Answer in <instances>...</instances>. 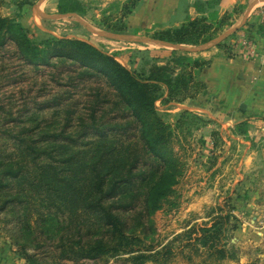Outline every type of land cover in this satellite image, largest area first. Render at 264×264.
<instances>
[{
  "label": "trees",
  "instance_id": "trees-1",
  "mask_svg": "<svg viewBox=\"0 0 264 264\" xmlns=\"http://www.w3.org/2000/svg\"><path fill=\"white\" fill-rule=\"evenodd\" d=\"M75 4L58 0L57 13L81 16ZM215 26L205 18L193 19L154 39L197 46L215 37ZM250 28L245 22L231 37ZM222 43L217 48L224 49ZM8 44L22 64L35 70L43 67L60 75L59 68L67 67L71 87L102 84L93 89L88 114L77 115L73 129L74 109L63 111L59 128L33 112L28 118L0 121V222L11 224L22 258L29 264H107L113 258L125 264H166L169 247L156 249L146 241L148 223L172 193L181 165L172 146L174 130L155 104L193 98L202 84L193 80L192 70L207 62L184 58L176 75L166 65L152 66L142 75L121 65L116 54L79 39L35 43L24 26L0 16V49ZM60 105L55 99L36 111ZM186 115L183 111L180 119ZM245 127L240 123L234 131L244 136ZM228 218L215 216L198 239L220 256L218 233Z\"/></svg>",
  "mask_w": 264,
  "mask_h": 264
},
{
  "label": "rangeland",
  "instance_id": "rangeland-1",
  "mask_svg": "<svg viewBox=\"0 0 264 264\" xmlns=\"http://www.w3.org/2000/svg\"><path fill=\"white\" fill-rule=\"evenodd\" d=\"M43 1L38 6L39 0H0V16L24 26L35 43L44 38L79 39L102 48L108 54H116V60L121 65L142 75H146L155 65H166L171 74L176 75L182 71L184 58L207 62L202 68L192 70L193 80L202 84L194 90L193 98L179 103L162 104L157 101L155 104L159 114L174 130L172 146L180 161L181 176L172 193L162 201L160 209L149 218L146 241L156 249L169 247L166 264L259 263L257 255L264 251V237L259 242L260 236L254 232H264V220L251 221L253 213H243L245 199L253 196L257 190L245 188L244 185L236 186L231 192L219 188V183L215 182L218 169L212 170V167L217 159L216 151L222 145L219 123L231 120V133L239 135L234 128L245 122L243 130L247 137L251 127H254L252 124L258 122L259 127L255 130L264 136V109L260 104H230L228 107L221 99L212 96L213 89L200 76L211 63V59L203 58L202 54L217 48V44L222 42L225 48L217 49L226 58L240 57L259 66L264 64V51L260 53L255 45V38L264 37V8L257 10V14L247 20L251 27L249 30H241L233 37L232 33L227 34L221 40L218 39L231 30L226 28L229 18L237 15L244 5H236L231 12H225L218 19L212 15L213 11L206 16L201 15L194 19L205 18L208 23L217 25L213 27L216 28L215 37L206 44H177L172 47L160 45L154 39L164 30L177 28H163L159 12L165 0H134L132 7L129 6L131 0H73L76 2L73 7L82 11L81 16L76 13L58 14V0ZM149 4L151 7H148ZM197 5L212 7L214 2H197ZM42 17L46 21H42ZM189 20L193 19H186L182 24ZM13 51L9 44L0 49V107L3 108L0 110V121L10 116L28 118L33 112L36 119L55 122V128H59L65 120L63 111L74 109L76 114L69 129L76 127V116L88 114L93 89L102 87V84L80 82L76 87H71L65 74L67 67L59 68L60 75L57 70L48 68L35 70L30 65L22 64ZM55 99L62 105L36 111L39 104H52ZM183 111L188 115L180 119ZM261 139L260 148L264 149V137ZM199 197L205 201L198 204L191 202ZM225 214L229 216L228 221L223 223L218 233L217 249L223 251L220 256L203 247L198 239L202 236L201 230L212 226L215 216ZM243 229L245 235H241ZM13 238L11 224L0 222V249L4 247L13 263L29 264L14 245ZM255 241H258V245ZM28 253L32 254L33 251L29 250ZM82 264L100 263L86 261ZM107 264L125 263L113 258Z\"/></svg>",
  "mask_w": 264,
  "mask_h": 264
},
{
  "label": "crops",
  "instance_id": "crops-1",
  "mask_svg": "<svg viewBox=\"0 0 264 264\" xmlns=\"http://www.w3.org/2000/svg\"><path fill=\"white\" fill-rule=\"evenodd\" d=\"M210 1L212 0H165L159 12V15H162L163 28L178 27L186 19L206 16L211 11L214 12L212 15L218 19L225 12H231L236 5H244L237 15L233 14L229 18V25L226 27L236 29L257 14V10L264 8V0H213L212 7L197 5V2L207 4ZM43 2L39 0L38 6ZM148 7H151L150 4ZM41 20L46 21V18L42 17ZM255 45L260 53L263 52L264 37L255 38ZM202 57L211 59V63L202 71L200 79L213 89L214 98L221 99L223 104H228V107L230 104H260V107L264 109V64L259 66L256 62L240 57L226 58L216 47L202 54ZM257 123L252 124L254 127H251L247 137L231 133L233 127L231 120L223 124L219 123L222 145L216 151L217 159L212 167V170L218 169L215 182L219 183V188L231 192L236 186L244 185L245 188L257 190L253 196L245 199L243 205V213H253L251 221L264 220V149L260 148V142L263 141L261 138L264 136L255 130L259 127ZM203 201L205 199L199 197L191 202L198 204ZM243 230L241 235H245V229ZM254 233L257 236L259 234L260 239L257 240L262 241L264 232ZM258 241H255L256 245ZM257 258L259 259L257 264H264V251L258 254ZM0 264H16L11 261L4 247L0 249Z\"/></svg>",
  "mask_w": 264,
  "mask_h": 264
},
{
  "label": "water",
  "instance_id": "water-1",
  "mask_svg": "<svg viewBox=\"0 0 264 264\" xmlns=\"http://www.w3.org/2000/svg\"><path fill=\"white\" fill-rule=\"evenodd\" d=\"M235 30H236L235 28L229 30L225 35L221 36L220 39H218V40H221V39L224 38L227 34H231V33H233ZM111 37L116 38L115 36H112V35H111ZM218 40H217V41H218ZM156 43H158V44H160V45H164V46H172V47H175V45H170V44H167V43H164V42H158V41H157ZM177 48H178V47H177ZM179 49H180V48H179ZM241 109H243V106H241Z\"/></svg>",
  "mask_w": 264,
  "mask_h": 264
}]
</instances>
